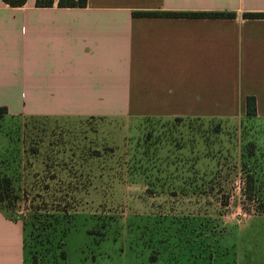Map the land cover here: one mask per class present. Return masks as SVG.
<instances>
[{
  "label": "rangeland",
  "instance_id": "rangeland-1",
  "mask_svg": "<svg viewBox=\"0 0 264 264\" xmlns=\"http://www.w3.org/2000/svg\"><path fill=\"white\" fill-rule=\"evenodd\" d=\"M56 163L92 180L72 203L60 246L59 237L34 236L38 217L25 208L46 193L55 175L46 164ZM250 168L263 188L264 117L0 112V175L16 196L0 209L24 223V264H237V254L258 256L254 234L264 239V213L240 198Z\"/></svg>",
  "mask_w": 264,
  "mask_h": 264
},
{
  "label": "crops",
  "instance_id": "crops-1",
  "mask_svg": "<svg viewBox=\"0 0 264 264\" xmlns=\"http://www.w3.org/2000/svg\"><path fill=\"white\" fill-rule=\"evenodd\" d=\"M0 0V106L27 117H264V0ZM231 11V17L134 11ZM258 256L237 264H264ZM239 243V242H238ZM237 243V244H238ZM254 243H256L254 241ZM23 227L0 210V264H24Z\"/></svg>",
  "mask_w": 264,
  "mask_h": 264
},
{
  "label": "trees",
  "instance_id": "trees-1",
  "mask_svg": "<svg viewBox=\"0 0 264 264\" xmlns=\"http://www.w3.org/2000/svg\"><path fill=\"white\" fill-rule=\"evenodd\" d=\"M9 5H22L25 0H4ZM37 6H50L53 0H36ZM86 0H57L58 6H84ZM133 14L137 16H187V17H231L235 13L231 11H160V10H142L134 11ZM245 17H264V12H245ZM246 117H255V97L253 95L246 96ZM0 112L6 113L5 106H0ZM96 116H89L86 118H93ZM254 145L247 144L246 155H253ZM245 151V150H244ZM47 169H52L55 175L49 179V184L46 185V193L40 195H33L30 198V203L25 207L29 213L38 217L36 222L38 224L35 228V237L41 241L48 240V238L59 237V246L62 244V237L67 232L69 227L70 217L75 210L74 200L79 193L87 191L92 183L89 177L75 174L77 170L75 167L64 166L62 163H56L52 166L46 164ZM45 168V169H46ZM74 170V171H71ZM66 171V173H63ZM74 172L73 174L67 173ZM11 178L8 175H0V201L12 200L16 196L13 195L14 189ZM45 189V190H46ZM35 191V189H34ZM36 192V191H35ZM37 193V192H36ZM23 195V194H22ZM27 197L25 194L22 199ZM240 198L243 208L252 211L253 213H264V187L260 188L257 179L252 171V168L246 169L241 177ZM71 201V206L67 203ZM73 203V204H72ZM1 210V209H0ZM32 224V226H33ZM31 231L35 230L31 227ZM25 230L23 223V231ZM32 235V232H31ZM25 234L23 235V245L25 249L26 244ZM60 258H65L63 248L58 251Z\"/></svg>",
  "mask_w": 264,
  "mask_h": 264
}]
</instances>
